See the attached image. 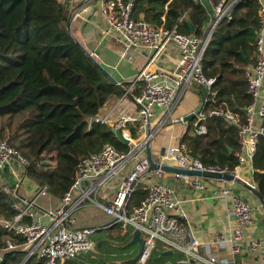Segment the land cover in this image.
<instances>
[{
    "label": "built area",
    "instance_id": "1",
    "mask_svg": "<svg viewBox=\"0 0 264 264\" xmlns=\"http://www.w3.org/2000/svg\"><path fill=\"white\" fill-rule=\"evenodd\" d=\"M136 0H99L100 11L105 21V35H113L119 39L133 55L142 54L145 64L132 80V84L141 82V91L133 96L136 111L133 115L123 114L112 120L110 114L94 116L90 121L107 124L118 128L123 137L129 140V151L124 152L111 144H104L97 152L80 158L73 182L61 196L59 204L53 208L40 209L37 198L47 195L46 186H38L32 198L21 197L18 185L25 174L28 159L12 145L8 139H0V187L4 193L11 195V205L16 213L12 219H0L4 230L23 238L21 243L6 240L5 250L19 249L25 252V260L30 257L44 259L46 264H61L66 260L76 259L80 254L93 250L94 243L90 235L95 227H79L75 224L73 212L85 204H94L106 215L119 224L123 233L130 225L138 229L142 239V249L136 258L137 264H146L152 249L160 243L163 250L171 249L182 252L189 263L197 259L202 264H235L233 260L220 258L215 254L202 256L199 254V241L193 237L190 229L182 222L185 214L178 210V200L172 187L158 182L151 176V169L144 153L145 144L153 134L167 122H183V116L171 118L184 92L192 85L203 87L205 95L202 107L195 114L193 129L196 134H205L207 128L202 122L207 116L221 117L237 127L238 149L235 151L237 163L230 167L227 164L206 163L192 155L185 141L164 148L160 154L159 164L197 170L206 173L229 174L240 179V168L250 163L256 153L259 136L264 137V0L258 1V28L254 41V62L247 69L248 103L243 108V118L229 110L224 104L216 102L217 91L213 87L216 77H208L203 72L202 59L217 22L223 17L228 6L222 2L213 5L214 23L206 28L202 35L179 31L178 24L171 28L153 26L142 17H134ZM200 1V0H194ZM185 16L182 14L179 21ZM170 45L177 50V59L173 64H165L164 56ZM93 57V55L90 53ZM119 83V82H118ZM132 87H128L121 99L127 98ZM206 107V109L204 108ZM159 117L156 119V116ZM137 137L132 136V129ZM127 173V161L134 159ZM153 159V158H152ZM15 177L14 187H9L4 178L5 170ZM16 169L18 173H16ZM160 170V169H157ZM177 177L192 179L197 189L204 187L201 178L214 179L219 182L215 188L216 196L229 197V214L236 221V228L230 235H218L216 243L220 249L226 241L231 245V254H239L238 244L244 238L246 226L255 223L252 217L257 209H264V195L259 206H253L243 197L233 192L231 184L235 179L223 177H199L175 173ZM33 182V180H31ZM34 183V182H33ZM141 184L145 197L139 203L128 208L129 198L134 187ZM255 187V185L250 184ZM114 188L115 195L106 205L99 202L101 193ZM107 194V193H106ZM249 250L255 253L258 264H264L261 244L258 239L249 242ZM2 250L0 249V257Z\"/></svg>",
    "mask_w": 264,
    "mask_h": 264
},
{
    "label": "trees",
    "instance_id": "2",
    "mask_svg": "<svg viewBox=\"0 0 264 264\" xmlns=\"http://www.w3.org/2000/svg\"><path fill=\"white\" fill-rule=\"evenodd\" d=\"M210 1L213 5L222 2L228 8L210 36L202 59L203 72L216 77V102L243 118L249 99L247 68L254 62L259 4L257 0ZM133 16L156 27L178 24L181 32L202 35L209 14L201 1L136 0ZM69 20L68 0H0V117L24 112L26 137L19 142L22 151L14 146L28 159L25 174L38 186H46L56 199L71 186L81 157L99 151L104 144L124 152L130 150L110 126L90 121L110 96H122L130 82L114 83L102 74L97 60L69 31ZM140 85H133L129 97L140 93ZM195 90L204 97L203 87ZM194 120L188 121L181 136L192 155L202 162L235 166L237 127L221 117L207 116L202 121L207 132L196 134ZM131 129L136 138V131ZM252 165L256 188L264 195L263 136L258 138ZM144 197L143 186L135 185L128 208ZM13 201L0 187V219L14 217ZM7 239L15 243L23 240L0 224L1 264H46L44 259L34 257L22 263L24 251L3 249ZM162 250L160 247L156 251L158 258L164 256Z\"/></svg>",
    "mask_w": 264,
    "mask_h": 264
},
{
    "label": "crops",
    "instance_id": "3",
    "mask_svg": "<svg viewBox=\"0 0 264 264\" xmlns=\"http://www.w3.org/2000/svg\"><path fill=\"white\" fill-rule=\"evenodd\" d=\"M200 1L204 4L205 7L207 6L206 10L209 14V20L210 17L214 14L213 3L210 0ZM206 3L207 5H205ZM68 9L70 11L69 31L77 39L80 45L86 51L91 53L98 60V62L102 64L97 50L104 48V46L108 42L106 35L103 34L105 25L100 11L99 0H68ZM129 53L134 54V52ZM132 57V61L128 60V63L132 66V69H134V74L136 76L144 66L145 58L142 54L137 53ZM176 59L177 50L175 46L170 45L167 52L165 53L164 63L166 65H171L175 63ZM116 75V80L118 82H130V85L128 87H133L134 84L131 83V77L127 79L126 75L122 73H116ZM196 87L197 85H192L184 92L183 95L185 98H187L186 106L182 108L178 105L177 108H175V110L177 109V114H175V116L184 117L192 112L199 103H201L202 97L199 95V93L196 92ZM135 111L136 106L133 102V98L129 97V95L124 99H121V96H110L105 104L100 108L97 115L105 116L107 114H110L111 119L116 120L123 114L133 115ZM158 117L159 115L156 116L155 120H157ZM189 120L179 123H171L169 121L153 134L149 142L153 160L159 161L160 154L164 148L182 142L181 136L186 131L189 125ZM127 166L128 168L123 170L124 173H127L129 171L131 163L127 164ZM16 173H18L17 169ZM253 173L254 169L251 161L250 163H247L245 166L240 168V182L231 184L230 188H232L234 193L243 197L253 206H259V198L251 190L246 188L244 184H242L243 182H246L249 185H255L256 188V182L254 180ZM151 176L154 180L174 189V194L178 200V210L182 211L185 214V218L182 219V222L188 226L193 237H195L199 241L200 245L198 252L200 255L207 256V254H215L220 258L233 260L234 262L240 261L241 264H258L255 253L249 250V242L252 239H258L261 244V253L264 254V230L258 229L255 223L246 226L244 230V238L238 243L241 248L239 254H231V245L228 241H226L225 247L223 249H220L218 247V244L216 243L218 235L223 234L226 239L227 236L230 235V232L233 231L237 226L233 215L229 214V197L216 196L214 194L215 188L220 186L217 180L201 178L203 180L204 187L202 189H197L193 186L192 179L186 180L181 177H177L173 172L154 169L151 170ZM13 178L15 179V177ZM33 182L27 177L21 178L18 185V193L21 197L29 198L35 196L38 190V184L36 182ZM109 190L113 191L114 188L112 187L108 189V191ZM48 196L53 199V197L48 193L47 198L44 199L45 201L43 200L42 203L37 201L38 208L48 209L53 208L59 204L60 198L49 200ZM111 199L112 198L110 195L107 196L106 193H101L99 202L103 205H106L110 202ZM103 213L105 214L104 211ZM260 214L264 216L262 208L256 210L255 217L256 215L259 216ZM107 216L109 217V220L104 223L103 226L109 228L116 225L114 223L110 224L111 217L109 215ZM76 221L77 220L75 219V224ZM78 226L91 227L89 225ZM132 232L129 234V240L131 238ZM124 234H127V232H125ZM235 256H238L239 258L236 259ZM187 264H202V262L197 259H190L189 263Z\"/></svg>",
    "mask_w": 264,
    "mask_h": 264
},
{
    "label": "rangeland",
    "instance_id": "4",
    "mask_svg": "<svg viewBox=\"0 0 264 264\" xmlns=\"http://www.w3.org/2000/svg\"><path fill=\"white\" fill-rule=\"evenodd\" d=\"M205 5H207V3ZM214 21L215 17L212 15L208 20L207 28H209L214 23ZM104 25H106L105 21ZM106 37L108 43L104 46V48L97 50L98 56L101 58L102 66L111 76L114 77V79L117 78L116 73H122L126 75L127 79L131 77L132 81L135 78V71L128 63V59L131 57V54L128 50H126L124 44L115 36L106 35ZM95 60L97 59L95 58ZM186 99L187 98H185L183 95L175 108H177L178 105L184 108L186 106ZM175 108L170 114L171 118L176 117L175 114H177V109L175 110ZM25 119L26 115L24 112L15 115L1 116L0 139H8L13 145L21 150L19 142L23 141L26 137L25 129L23 128ZM135 160L136 157L133 160H128L127 163H131ZM49 164L52 166V162L49 161ZM4 178L8 181L9 187H14L15 182L13 176L9 174L8 169L4 172ZM106 191L107 196L110 195L111 198L114 197V190L108 191L106 189ZM47 195L39 196L37 201L42 203L43 200L47 198ZM48 198L49 200L54 199H52L50 196H48ZM72 216L77 220V226H95V231L90 235V239L94 243L93 250L80 254L76 259H73V261L83 264H137V244H128L129 240L126 241L133 229L130 225L127 227L126 235L122 232L119 224L106 228L103 225L109 220V217L105 215L98 206L90 203L76 209ZM252 217L254 218L255 225L258 227V229L264 230V216L260 214L259 216L256 215L255 217L254 214ZM160 245L161 244L158 243L152 249L146 264H183L180 261L185 259V255L177 250H173L172 254L170 255H164L162 258H158L156 251L161 247ZM61 264H66V262L63 261Z\"/></svg>",
    "mask_w": 264,
    "mask_h": 264
},
{
    "label": "water",
    "instance_id": "5",
    "mask_svg": "<svg viewBox=\"0 0 264 264\" xmlns=\"http://www.w3.org/2000/svg\"><path fill=\"white\" fill-rule=\"evenodd\" d=\"M236 1V0H234ZM89 56L91 58H93L90 53ZM94 59V58H93ZM95 60V59H94ZM96 61V60H95ZM98 67L101 69V72L104 76L108 77L110 81L117 83V80L114 79L113 76H111L108 71L100 64L96 61ZM202 107V103H199L196 108L190 112L189 114H187L186 116H184L183 120L187 121L191 118H193L195 116L196 113H198L200 111ZM111 130L114 132L115 136L122 142L128 144L129 140L124 138L121 131L118 128H111ZM150 141H147L145 144V153H146V159L149 163V167L151 170L154 169H160L162 171H169V172H173V173H182V174H188V175H193V176H199V177H213V178H219V177H223L225 179H235L236 182H240L239 179L234 178L232 175L229 174H218V173H206V172H201V171H197V170H188V169H182V168H178V167H174L171 165H167V164H159L158 162L153 161L152 156H151V150H150V145H149ZM242 184H244V186H246V188H248L249 190H251L258 198L260 201H262V195L258 192V190L247 184L246 182H243ZM264 208V206H263ZM264 212V209H263ZM110 222H114V220H111ZM128 244H137V255L136 258L138 257L141 249H142V239L140 236V231L138 229H134L132 234H131V238L128 242ZM172 253L171 249H166V250H162L160 251L161 255H169ZM236 259H238V256H235ZM1 257H0V264H1ZM25 261V258L22 260V263ZM235 264H241L240 261H236Z\"/></svg>",
    "mask_w": 264,
    "mask_h": 264
}]
</instances>
